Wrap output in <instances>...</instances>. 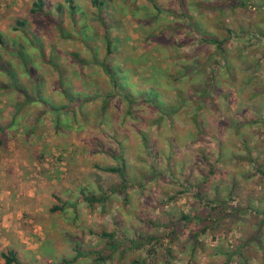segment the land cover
<instances>
[{
	"label": "rangeland",
	"instance_id": "rangeland-1",
	"mask_svg": "<svg viewBox=\"0 0 264 264\" xmlns=\"http://www.w3.org/2000/svg\"><path fill=\"white\" fill-rule=\"evenodd\" d=\"M39 1L0 0V264H264V0Z\"/></svg>",
	"mask_w": 264,
	"mask_h": 264
},
{
	"label": "trees",
	"instance_id": "trees-1",
	"mask_svg": "<svg viewBox=\"0 0 264 264\" xmlns=\"http://www.w3.org/2000/svg\"><path fill=\"white\" fill-rule=\"evenodd\" d=\"M71 2V0H70ZM72 3V2H71ZM44 5H45V2L40 0L39 3H37L35 5V7H37V10L39 11H43V8H44ZM37 10H32V13L33 14H36L37 13ZM22 25V23H21ZM213 44H216L217 46L220 47V49L222 48L223 44H224V41L223 40H215V39H211L210 40ZM207 40V42H210ZM0 44H3V41L1 40L0 38ZM18 111V110H17ZM8 130V127H2L0 126V148L1 146H3V143H4V137L5 136V132H7ZM107 171H111V172H117L119 173L122 178L125 180L126 179V174L123 170L121 169H116V168H111V169H108ZM264 174V173H263ZM59 210V208L55 207L53 208V211H57ZM187 218V217H185ZM103 236H105L106 238H109V239H113L114 237V234H111V233H104ZM131 243V245L129 246L130 249H136V250H140L142 248V245H140V243H138V241H130L129 244ZM117 246H119L117 244V241H114L112 243L109 242V245L106 246L108 249H112V250H116L117 249ZM78 251V249H77ZM78 257L77 258H74L76 260H79L83 253H81L80 251H78ZM90 254H95V255H98L99 257L96 259V263L95 264H101V262L103 263H106V261H108L109 259H111L112 257V254H108V255H103L102 253H95V252H90ZM2 258L5 260V264H23L21 262V260L17 257L16 253L12 250H9L8 252L6 253H3L2 254ZM74 261H70V262H67V261H63L62 264H72ZM225 264H229V263H225Z\"/></svg>",
	"mask_w": 264,
	"mask_h": 264
},
{
	"label": "crops",
	"instance_id": "crops-1",
	"mask_svg": "<svg viewBox=\"0 0 264 264\" xmlns=\"http://www.w3.org/2000/svg\"><path fill=\"white\" fill-rule=\"evenodd\" d=\"M18 111L13 115V117L12 118H18ZM3 127V126H2ZM9 129V128H8ZM8 131V130H7Z\"/></svg>",
	"mask_w": 264,
	"mask_h": 264
}]
</instances>
